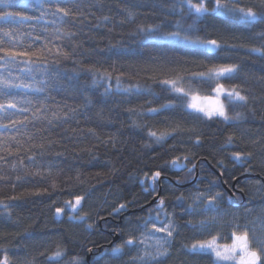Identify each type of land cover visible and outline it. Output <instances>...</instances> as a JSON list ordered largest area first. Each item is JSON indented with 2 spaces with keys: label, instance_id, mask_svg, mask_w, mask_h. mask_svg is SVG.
Returning a JSON list of instances; mask_svg holds the SVG:
<instances>
[{
  "label": "trees",
  "instance_id": "trees-1",
  "mask_svg": "<svg viewBox=\"0 0 264 264\" xmlns=\"http://www.w3.org/2000/svg\"><path fill=\"white\" fill-rule=\"evenodd\" d=\"M60 3L74 10L78 5L82 15L65 18L63 30L75 35L55 40V44L63 47L69 58L49 65L51 75L40 99L50 112L59 108L76 111L67 121L29 125L35 142L43 141L45 149L42 156L39 148L27 151V144L21 150L19 158L28 166V174L18 163L17 171L9 164L0 172L6 177L0 179V257L6 251L10 264H50L48 257L59 247L65 253L62 264H68L73 256L81 264H97L102 253L123 244L129 235L140 237L137 226H142L150 212L155 215L158 202L150 204L159 189L157 183L154 189L150 186L155 171L161 172L160 199H164L169 214L160 219L171 218L177 225L168 255L161 257L158 264H211L208 256L192 253L190 245L209 233H219L223 242H229L237 224L241 229L247 227L250 238L264 248V57L251 51L264 47V23L246 28L225 18H202L195 25L197 34L222 45L215 58L209 59L193 55L195 50L183 45L147 39L138 32L139 25L152 24H160L165 31L174 30L176 21L181 20V14L172 10L177 0ZM241 3L258 5V0ZM2 10L4 6L0 5ZM8 10H18L15 0ZM128 10L134 12V19H128ZM104 16L109 19L104 20ZM181 23L187 28L192 20L185 16ZM33 27H37L36 21L20 22L22 31ZM225 62L239 65L237 77L225 81L226 86L240 85L249 96L247 106L235 109L244 114L243 119L225 123L217 118H194L179 108L148 111L160 109L173 98L159 83L161 79L177 74L188 78L193 72L205 70L206 64ZM89 67L110 72L111 79L93 83L95 77L87 70ZM199 92L214 94L206 84L199 86ZM36 95L29 94V98ZM133 108L135 112L129 111ZM174 128L177 130L172 132ZM149 131L172 134L157 143ZM229 136L234 137L231 144ZM33 152L43 166L40 175L27 160ZM235 152L251 153V157L236 161ZM176 157L187 165L185 169L173 168L171 161ZM19 158L12 156L8 160L18 162ZM48 164L53 165L50 176L44 171ZM188 168H192L191 173ZM246 175L250 176L243 177ZM213 182L212 194L220 191L223 199L217 222L205 229L198 221L211 217L201 215V209L188 215L186 209L191 195L198 190L207 192ZM231 194L239 202L244 198V204L233 207ZM79 195L85 197L81 213H87L85 222L70 219L65 207V201ZM181 196L183 202L177 199ZM122 203L126 208L116 212ZM61 207L65 211L57 217L55 210ZM88 249H92L89 260ZM125 253L120 264H132L130 256L137 252L126 248Z\"/></svg>",
  "mask_w": 264,
  "mask_h": 264
},
{
  "label": "snow or ice",
  "instance_id": "snow-or-ice-1",
  "mask_svg": "<svg viewBox=\"0 0 264 264\" xmlns=\"http://www.w3.org/2000/svg\"><path fill=\"white\" fill-rule=\"evenodd\" d=\"M13 4L14 0H0V5L4 6V10L0 11V22H3V25H0V130H3L0 131V172L3 171L5 165L9 164L13 171H17L18 163L28 174V166H25L23 158H19L21 150L25 149L27 144V151L31 152L32 149L39 148L41 150L39 154L42 156L45 149L43 141L38 144L35 142L29 125L36 127V122L39 121H46L49 125L58 120L67 121L72 118L70 113L76 111L73 108H69L68 111L59 108L57 111L50 112L47 104L40 99V94L45 92L48 85V77L51 75L49 65L57 64L60 58H69V53L60 45L55 44V40L71 39L75 35L63 30L62 26L67 22L65 18L79 16L82 13L78 10V5L77 10H74L62 6L60 0H15V8L18 10L9 11V6ZM172 10L181 14V20L187 16L192 23L185 28L181 20H177L174 30L168 31H165L160 24L139 25L138 32L144 34L147 39L183 45L195 50L193 55H203L209 59L215 58L222 45L216 39H208L197 34L195 25L202 18H225L235 25L246 28L253 27L257 23H264V0H258V5H245L241 3V0H177V3L172 5ZM127 17L129 20L134 19V12L128 10ZM103 19L108 20L109 17L104 16ZM25 21H36L37 27L41 30L38 32L37 27H33L31 31H22L20 22ZM13 25L17 26L13 27ZM261 35L264 36V33ZM251 51L264 57V47L252 48ZM87 70L94 74L93 83H97L100 79H111L110 72H100L95 67H89ZM238 71L239 65L235 63H210L205 65V70L193 72L188 78L177 74L172 78L161 79L159 83L166 86V90L173 94V98L161 105L160 109L150 108L148 111L155 113L179 108L185 115H192L194 118L208 120L217 118L225 123L239 121L244 118V114L235 109L247 106L249 96L245 94L240 85L229 87L225 84V81L235 79ZM116 79L119 85L120 77ZM205 84L210 86L214 95L200 94L199 86ZM124 91L128 92L129 89H124ZM137 91H139L138 86ZM29 94L37 95L29 98ZM129 111L135 112L136 109H129ZM176 130L174 128L172 132ZM172 132L149 131L148 135L159 143ZM233 139V136H229L228 143L231 144ZM196 143H200L199 138ZM48 144L50 145L51 141H48ZM12 156L18 157V162L9 161L8 157ZM233 157L236 161L249 160L251 153L235 152ZM183 159L187 161L188 157L185 156ZM27 160L30 162L29 166L36 167L35 174L40 175L43 166L38 164L36 153L28 155ZM180 160V157H176L171 161L173 168L183 170L187 167ZM52 168L53 165L48 164L44 171L50 176ZM192 168H195V164ZM192 168L187 169L189 173L192 172ZM160 176V171L152 173L150 186L153 189ZM0 179H6V177L0 175ZM16 179L20 180L21 177L17 175ZM214 186L213 182L207 192L198 190L193 193L190 197L191 203L186 209L188 215H193L197 209H201V215L211 217L198 221V224L205 229L211 228L213 223L217 222L219 202L223 199V193L220 191L212 194L211 189ZM10 199H17V197ZM84 199L83 195H79L65 201L70 219L86 221L87 213L81 214ZM177 199L183 202L184 197ZM229 200L234 202L231 197ZM0 204L3 202L0 201ZM3 207L9 206L4 204ZM124 208L126 205L122 203L115 211L119 212ZM64 211V207L56 208L57 217H60ZM154 212L155 215L150 212L143 219L142 226H137V229L141 231L140 237L129 235L123 244L112 247L110 252L102 253L97 258V264L101 262L120 264L126 254V248L129 252H137V255L130 256L132 264H137V262L138 264H158L161 257L167 256L177 225L171 218L164 221L160 219L162 215L165 217L169 215L163 198L158 201ZM188 223L191 224L192 221ZM88 227L91 229L92 225L89 224ZM157 233L163 235L158 236ZM229 238L231 242L224 243L222 242L224 238L219 233H209L207 238L195 240L189 250L195 254L208 256L211 264H264V248L250 238L247 227L241 229L237 224ZM64 255L65 253L58 247L53 255L48 257V260L50 264H62ZM0 264H10L6 251L0 257ZM68 264H81V261L73 256Z\"/></svg>",
  "mask_w": 264,
  "mask_h": 264
},
{
  "label": "water",
  "instance_id": "water-1",
  "mask_svg": "<svg viewBox=\"0 0 264 264\" xmlns=\"http://www.w3.org/2000/svg\"><path fill=\"white\" fill-rule=\"evenodd\" d=\"M196 167H197V164H196ZM197 176V175H196ZM250 175H246V176H243V177H249ZM161 179H162V177L160 176V178L157 180V184H158V186H159V189H158V193H157V195L153 198V200L150 202V204H153L154 202H158L159 200H160V192H161ZM195 181V180H194ZM193 181V182H194ZM262 181L264 182V178L262 179ZM193 182H191V183H189V185H191ZM150 183H151V180H150ZM174 184H176V183H174ZM176 185H178V184H176ZM186 186H188V185H180V187H186ZM232 195V194H231ZM230 201V200H229ZM232 201H234V202H230L231 203V205L233 206V207H238V206H241V205H243L244 204V202H245V200H244V198H243V200L241 201V202H239L233 195H232ZM117 240V237L114 239V241H116ZM90 254H91V252L90 251H88V253H87V256H88V260H89V256H90Z\"/></svg>",
  "mask_w": 264,
  "mask_h": 264
},
{
  "label": "rangeland",
  "instance_id": "rangeland-1",
  "mask_svg": "<svg viewBox=\"0 0 264 264\" xmlns=\"http://www.w3.org/2000/svg\"><path fill=\"white\" fill-rule=\"evenodd\" d=\"M212 95H214V94H212ZM196 175H197V173H196ZM162 221H164V220H162ZM156 235H158V236H160V235H163L162 233H157ZM207 238V237H206ZM201 239H203V238H201ZM171 240H172V238H171ZM223 242V241H222ZM231 242V240L229 241V242H224V243H230Z\"/></svg>",
  "mask_w": 264,
  "mask_h": 264
}]
</instances>
